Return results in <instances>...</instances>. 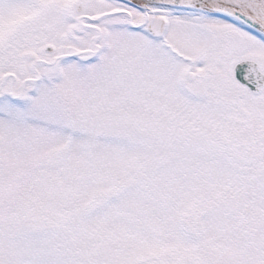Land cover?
Returning a JSON list of instances; mask_svg holds the SVG:
<instances>
[{"label":"snow or ice","instance_id":"1","mask_svg":"<svg viewBox=\"0 0 264 264\" xmlns=\"http://www.w3.org/2000/svg\"><path fill=\"white\" fill-rule=\"evenodd\" d=\"M0 264H264V0H0Z\"/></svg>","mask_w":264,"mask_h":264}]
</instances>
